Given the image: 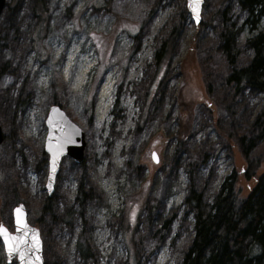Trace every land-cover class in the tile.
I'll return each mask as SVG.
<instances>
[{
	"label": "rangeland",
	"instance_id": "obj_1",
	"mask_svg": "<svg viewBox=\"0 0 264 264\" xmlns=\"http://www.w3.org/2000/svg\"><path fill=\"white\" fill-rule=\"evenodd\" d=\"M12 1L0 16V225L13 231V209L23 203L40 229L44 264H178L194 236V213L183 202L190 185L212 201L225 177L249 168L235 132L251 126L263 95L235 96L224 79L233 66L217 52L227 9L229 24L244 26L236 65L251 60L247 13L236 0H205L200 28L186 0ZM178 25L162 75L154 50ZM120 30L133 36L130 50L116 42ZM53 104L85 131L87 145L82 164L62 159L49 195L44 146ZM180 111L192 116L186 138ZM255 155L263 171L264 143ZM112 192L126 202L119 216L110 211ZM6 261L0 238V264H19Z\"/></svg>",
	"mask_w": 264,
	"mask_h": 264
},
{
	"label": "trees",
	"instance_id": "obj_2",
	"mask_svg": "<svg viewBox=\"0 0 264 264\" xmlns=\"http://www.w3.org/2000/svg\"><path fill=\"white\" fill-rule=\"evenodd\" d=\"M236 1L241 10L247 13L245 21L252 29L247 45L252 49L253 57L245 65H236L241 52L238 37L244 26L236 28L234 23L229 24L227 9L222 12L226 25L217 52L224 54L233 66L226 72L224 79L235 96L244 89L263 95L262 106L251 121V126L243 125L242 129L235 132L249 168L240 172L233 170L225 177L212 201L206 199L205 190L201 191L195 183L190 185L183 202L194 213V236L180 253L178 264H264V170L260 168L261 158L255 155L264 143V0ZM183 15L180 16L182 20L185 18ZM199 26L202 28L204 25L201 23ZM180 28L181 25L173 27L171 31L167 29L157 41L153 59L156 71L162 75L170 66ZM157 79V84L154 88L151 86L148 93L151 94L161 83V79ZM180 114V137L186 138L190 133L188 128L191 127L192 116L187 112L180 111ZM241 182L247 187L245 192ZM163 194L167 195L165 192ZM86 197L84 187L81 186L78 199L83 202ZM49 204L50 199H47L44 213L50 211ZM154 207L155 204L149 210ZM170 221L164 222L165 229ZM123 231L126 234L128 226ZM76 248L83 259L91 257L88 244L81 243Z\"/></svg>",
	"mask_w": 264,
	"mask_h": 264
},
{
	"label": "water",
	"instance_id": "obj_3",
	"mask_svg": "<svg viewBox=\"0 0 264 264\" xmlns=\"http://www.w3.org/2000/svg\"><path fill=\"white\" fill-rule=\"evenodd\" d=\"M186 7L189 13L192 15L195 25L201 22V13L203 9V4L205 0H200L199 5V20L193 14L191 8L188 6L189 0H186ZM6 6V0H0V15L2 14ZM46 125L48 128V133L45 143V152L48 154L49 163V177L47 181V188L49 195L55 190L56 178L60 172V164L65 156L72 158L77 164L84 161V154L86 148V139L84 130L76 124L68 114L62 109L58 104H54L49 108V112L46 118ZM4 141V134L0 126V144ZM50 146L52 151H50ZM55 159V171H53V160ZM153 159L158 162L157 155L153 153ZM51 185V187H49ZM20 208L23 214V218L28 226L26 231H17L16 209ZM13 220H14V232H11L6 226H4L8 232L13 236H21L27 241V246H19L9 250L8 243H6L4 235L0 234V238L4 244V249L7 257V262L11 263L15 258H17L19 264H44L43 257V241L41 238L40 230L31 225L27 219V210L23 203L18 204L13 209ZM32 236H36L39 241V246L35 247L32 241ZM23 254V259L21 255ZM39 257L37 260L36 258Z\"/></svg>",
	"mask_w": 264,
	"mask_h": 264
},
{
	"label": "snow or ice",
	"instance_id": "obj_4",
	"mask_svg": "<svg viewBox=\"0 0 264 264\" xmlns=\"http://www.w3.org/2000/svg\"><path fill=\"white\" fill-rule=\"evenodd\" d=\"M199 5L200 0H189L188 6L191 8L193 14L196 16V19L199 20ZM52 147L50 146V151H52ZM53 171H55V159L53 160ZM51 187V185H49ZM17 218H16V227L17 231H26L28 230V226L23 218V214L20 208L16 209ZM0 234L4 235L6 243H8L9 250L11 251L13 248H17L19 246H27V241L21 236H13L11 235L8 230L3 226L0 225ZM32 241L35 247L39 246V241L36 236H32ZM23 254L21 255V259H23ZM37 260L39 257L36 258Z\"/></svg>",
	"mask_w": 264,
	"mask_h": 264
},
{
	"label": "built area",
	"instance_id": "obj_5",
	"mask_svg": "<svg viewBox=\"0 0 264 264\" xmlns=\"http://www.w3.org/2000/svg\"><path fill=\"white\" fill-rule=\"evenodd\" d=\"M118 42L122 45L125 46L126 48H129L133 44L132 38L125 32L119 33L117 37ZM110 197V205H111V210L112 212L118 214L119 210L123 208L124 202L122 199L118 198L117 194H114Z\"/></svg>",
	"mask_w": 264,
	"mask_h": 264
},
{
	"label": "bare ground",
	"instance_id": "obj_6",
	"mask_svg": "<svg viewBox=\"0 0 264 264\" xmlns=\"http://www.w3.org/2000/svg\"><path fill=\"white\" fill-rule=\"evenodd\" d=\"M109 86H110V85H109ZM108 88H109V87L106 86L105 93H104L105 95L108 94V93H107V92H108ZM101 97H102V96H101Z\"/></svg>",
	"mask_w": 264,
	"mask_h": 264
}]
</instances>
